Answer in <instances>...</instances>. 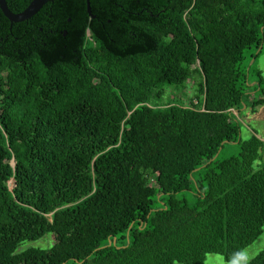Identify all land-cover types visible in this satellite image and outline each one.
Returning <instances> with one entry per match:
<instances>
[{
    "label": "trees",
    "instance_id": "16d2710c",
    "mask_svg": "<svg viewBox=\"0 0 264 264\" xmlns=\"http://www.w3.org/2000/svg\"><path fill=\"white\" fill-rule=\"evenodd\" d=\"M89 3L50 0L20 23L0 10V264L234 261L264 233V143L234 116L264 0ZM196 74L188 104L164 101ZM226 144L240 153L220 160ZM47 234L53 248L18 251Z\"/></svg>",
    "mask_w": 264,
    "mask_h": 264
},
{
    "label": "rangeland",
    "instance_id": "374dc122",
    "mask_svg": "<svg viewBox=\"0 0 264 264\" xmlns=\"http://www.w3.org/2000/svg\"><path fill=\"white\" fill-rule=\"evenodd\" d=\"M91 33L88 32V37ZM263 45L261 50H257L255 47L245 51L244 60L240 64V68L243 74L246 75L247 83L249 86V95L246 96V104L242 111L235 112L234 116L239 120L241 125V135L243 141L250 139L253 135H256L264 143V105L252 107L254 101L259 100L264 97L259 91H255L254 88L257 86L260 79L258 73H260L261 78L264 80V33L262 35ZM243 79V77L241 78ZM200 76L196 74L188 82L185 93L187 98L183 97L181 92H177L172 89H168L164 101H174V99H183L185 103L188 104V98H193L196 95V89L200 82ZM196 100H194V103ZM240 153V145L238 144H226L223 151L221 152L219 159L224 160L231 157L238 156ZM264 163V147L261 152V157L255 162L254 168L258 170L260 166ZM8 187L13 189L15 187L12 181L8 182ZM180 198H185L189 204L193 203V198L190 194L180 195ZM55 245V238L52 234H47L44 238L37 241H26L19 247V252L24 251L29 248H41L48 250L53 248ZM264 249V233L249 247H247L240 257L232 262H227L224 257L220 255H207L205 264H246L253 260L262 250ZM179 264V263H175Z\"/></svg>",
    "mask_w": 264,
    "mask_h": 264
},
{
    "label": "water",
    "instance_id": "95a60500",
    "mask_svg": "<svg viewBox=\"0 0 264 264\" xmlns=\"http://www.w3.org/2000/svg\"><path fill=\"white\" fill-rule=\"evenodd\" d=\"M48 1L50 0H32L23 12L13 13L8 8L6 0H0V10L11 23H20L35 16ZM87 7L88 13L91 14L89 0H87Z\"/></svg>",
    "mask_w": 264,
    "mask_h": 264
}]
</instances>
